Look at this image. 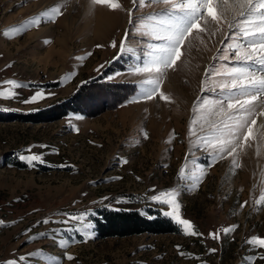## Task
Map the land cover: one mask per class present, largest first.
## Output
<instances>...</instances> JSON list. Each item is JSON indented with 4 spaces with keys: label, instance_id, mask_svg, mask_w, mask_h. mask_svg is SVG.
<instances>
[{
    "label": "rangeland",
    "instance_id": "374dc122",
    "mask_svg": "<svg viewBox=\"0 0 264 264\" xmlns=\"http://www.w3.org/2000/svg\"><path fill=\"white\" fill-rule=\"evenodd\" d=\"M183 2L115 0L112 8L93 0H0V264H264V247L247 243L264 238V201L256 202L264 195V116L250 118L263 123L252 125L248 141L241 136L232 156H215L199 139L224 118L203 101L223 98L212 88L228 79L217 72L237 64L228 45L247 44L228 28L242 19L236 0H217L219 22L202 13L205 30L193 29L162 75L132 71L162 43L155 36ZM150 78L159 90L148 99L141 86ZM37 92L43 98L24 102ZM49 108L61 115L21 118ZM32 154L44 162L19 158ZM169 191L178 210L151 199ZM103 209L149 219L157 213L178 232L101 238L94 220ZM168 211L190 220L198 235L185 234ZM81 213L83 221L63 223Z\"/></svg>",
    "mask_w": 264,
    "mask_h": 264
},
{
    "label": "snow or ice",
    "instance_id": "6c2138e0",
    "mask_svg": "<svg viewBox=\"0 0 264 264\" xmlns=\"http://www.w3.org/2000/svg\"><path fill=\"white\" fill-rule=\"evenodd\" d=\"M140 2L143 4L144 0H140ZM152 2L169 4L171 0H152ZM216 2L217 0H184L183 3L175 5L174 9L178 10L179 15L175 14V11L167 14L168 20L162 25V34L155 36V39L162 41V43L152 46L154 50L149 52V59H146L142 66L136 67L132 71L149 74L155 72L162 75L163 70L176 65L182 56L181 46L184 44L185 38L192 33L193 29H198L201 32L205 30L200 25L202 13L210 17L212 21L219 22L220 17L217 9L214 7ZM223 2L227 4L228 0H223ZM236 2L239 6L237 14L242 19L228 22V28L230 31L235 29V31H232L233 38L247 40V44L237 42L234 47L228 45V48L234 53L233 59L237 64L236 66L224 69L222 72H217L216 75H223L228 77V79L222 80L219 83L214 82V87L212 88V91L219 88L223 94V98L203 101L204 106L211 104L213 107H218L219 111L216 115H222L224 118L210 125L211 132L207 136L199 137L208 148L213 150L215 156H220L221 158H223L224 153L232 156L236 152L241 136L244 141L249 140L252 135V125L257 123L255 119H250L251 117L254 115L264 116V74L257 75V69L247 66L248 62H253L260 65L259 71L264 73V54L256 55L258 50L264 53V0H258V3L256 0H236ZM93 3L109 4L112 8L117 7L115 0H93ZM257 20H259V24L256 23ZM245 25L249 27H245ZM113 46H115V42H113ZM120 47L121 51L125 50L123 41ZM248 49H251V51H248ZM223 59H228V57L224 56ZM5 83L13 87L21 86L14 80H8ZM158 90V79L150 78L142 81L141 91L146 98L151 99ZM0 95H3V93H0ZM38 96L43 98V93L37 92L30 100L24 102H35ZM161 99L167 100L168 97L161 93ZM257 102H259L260 106L259 112H257ZM225 103L226 108L224 107ZM197 123L196 120L192 121V124ZM245 128H247L246 132L243 131ZM200 130L204 131L203 125L200 126ZM189 135H196L191 126L189 128ZM144 136L147 138L146 133ZM40 147L45 146L41 145ZM19 158L25 160L30 166H34L33 162H44L42 156L37 154L30 156L22 155ZM124 162L127 163V161ZM233 163L235 164V160H233ZM180 174L184 178L185 169H180ZM191 179L196 182L199 181V177L197 176H193ZM195 186V183H193L192 187ZM161 197H167V199L161 200ZM151 199L170 205L174 211L179 208V204L172 191L153 195ZM262 201H264V195H261L256 202L259 204ZM164 214L173 217L182 226L185 234L198 235L194 230L192 222L181 218L178 211H176L175 216L173 211H168ZM85 216L86 213L69 215L68 219L63 221V223L83 221ZM43 223L46 224L48 221L44 220ZM81 227L84 230V234L90 238L91 233L88 230L92 228V225L84 222ZM76 230L80 231L81 229L78 228ZM230 230L229 227H225L223 228V233L226 234ZM210 235L214 239L218 236L217 233H210ZM247 243L253 246L264 247V238L253 236ZM65 258L69 261L74 259L72 255L67 254ZM19 260L23 261L25 257H19ZM7 264H16V261H8Z\"/></svg>",
    "mask_w": 264,
    "mask_h": 264
},
{
    "label": "trees",
    "instance_id": "16d2710c",
    "mask_svg": "<svg viewBox=\"0 0 264 264\" xmlns=\"http://www.w3.org/2000/svg\"><path fill=\"white\" fill-rule=\"evenodd\" d=\"M46 115L58 118L61 114L57 113V110H50L49 108L44 113L24 115L21 118L30 121H46ZM150 215L153 218L149 219L146 215L135 211L103 209L100 211L98 218L94 220L95 232L101 238L124 237L143 233L161 234L178 232V227L171 220L161 217L157 213H150Z\"/></svg>",
    "mask_w": 264,
    "mask_h": 264
},
{
    "label": "bare ground",
    "instance_id": "6f19581e",
    "mask_svg": "<svg viewBox=\"0 0 264 264\" xmlns=\"http://www.w3.org/2000/svg\"><path fill=\"white\" fill-rule=\"evenodd\" d=\"M96 17H98V16H96ZM106 19H109V18H106ZM106 22H108L109 23V21H106ZM100 27V26H99ZM98 27V28H99ZM128 45L126 44V43H124V47H127ZM263 123V119L262 118H259L258 120H257V125L258 126H260L261 124Z\"/></svg>",
    "mask_w": 264,
    "mask_h": 264
}]
</instances>
